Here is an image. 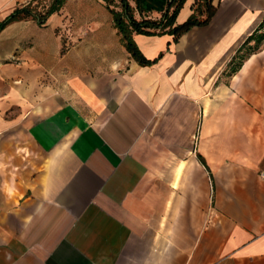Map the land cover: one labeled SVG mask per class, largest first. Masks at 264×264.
<instances>
[{
  "label": "crops",
  "instance_id": "0c3cea01",
  "mask_svg": "<svg viewBox=\"0 0 264 264\" xmlns=\"http://www.w3.org/2000/svg\"><path fill=\"white\" fill-rule=\"evenodd\" d=\"M213 2L177 42L134 34L151 65L103 0L0 32V264H264V43L226 72L264 0Z\"/></svg>",
  "mask_w": 264,
  "mask_h": 264
},
{
  "label": "trees",
  "instance_id": "16d2710c",
  "mask_svg": "<svg viewBox=\"0 0 264 264\" xmlns=\"http://www.w3.org/2000/svg\"><path fill=\"white\" fill-rule=\"evenodd\" d=\"M43 1H46L43 3ZM67 0H30L26 4L16 6L3 20L0 21V32L10 23L16 20L34 19L39 25H45L48 18L61 10ZM108 10L112 13L115 26L122 35L124 46L140 65H151L158 58L149 59L140 50L134 40V34L162 35L169 34L177 42L186 32L195 26L207 25L216 14L217 5L213 0H193L192 13L183 22L177 23L176 19L187 0H167V8L160 17L153 18L147 12L152 7L146 0H134L133 6L130 0H103ZM135 9L141 15L136 17ZM254 41V45H249ZM264 43V20L257 29L248 36L244 44L238 49L230 61L226 72L232 75L237 72L245 59L250 54L257 52ZM202 163L208 168L206 162L200 156Z\"/></svg>",
  "mask_w": 264,
  "mask_h": 264
},
{
  "label": "built area",
  "instance_id": "2783aa9c",
  "mask_svg": "<svg viewBox=\"0 0 264 264\" xmlns=\"http://www.w3.org/2000/svg\"><path fill=\"white\" fill-rule=\"evenodd\" d=\"M261 176L264 177V171L261 173Z\"/></svg>",
  "mask_w": 264,
  "mask_h": 264
},
{
  "label": "rangeland",
  "instance_id": "374dc122",
  "mask_svg": "<svg viewBox=\"0 0 264 264\" xmlns=\"http://www.w3.org/2000/svg\"><path fill=\"white\" fill-rule=\"evenodd\" d=\"M46 2V1H43V3ZM60 13V12H59Z\"/></svg>",
  "mask_w": 264,
  "mask_h": 264
}]
</instances>
